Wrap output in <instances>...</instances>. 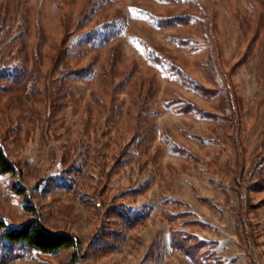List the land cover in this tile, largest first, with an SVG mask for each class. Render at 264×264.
Segmentation results:
<instances>
[{
  "label": "rangeland",
  "instance_id": "374dc122",
  "mask_svg": "<svg viewBox=\"0 0 264 264\" xmlns=\"http://www.w3.org/2000/svg\"><path fill=\"white\" fill-rule=\"evenodd\" d=\"M194 1L0 0V144L20 169L0 175V220L19 227L37 214L76 235V264H194L175 233L209 243L215 264H264V177L256 186L253 173L264 0ZM187 11L198 17L189 25H155ZM113 28L109 45L85 46ZM152 51L210 91L182 84ZM22 68L20 82L1 77ZM188 103L201 111H178ZM71 254L10 247L0 264H72Z\"/></svg>",
  "mask_w": 264,
  "mask_h": 264
},
{
  "label": "trees",
  "instance_id": "16d2710c",
  "mask_svg": "<svg viewBox=\"0 0 264 264\" xmlns=\"http://www.w3.org/2000/svg\"><path fill=\"white\" fill-rule=\"evenodd\" d=\"M192 6L198 5L194 0H190L189 2ZM198 19L195 14L187 11L180 16L175 17H160L155 18V25L161 29H172L176 27H182L184 25H189L193 22V20ZM117 30L109 29L106 33L99 36V34L95 35V33L91 36H88L85 39V46L90 49H102L103 47L112 43L116 37H118ZM182 45H188V40L181 41ZM149 60L155 65H161L164 67L172 76L177 77L182 84L187 87H192L196 91L200 93H208L210 89L201 86L196 80H193L188 77L187 73L173 60L168 56H160L155 53V51L149 52L148 54ZM23 68L16 69L12 74L2 75L1 77L4 80H10V78H14L13 81L20 82L23 79ZM89 67L83 70L72 72L71 74H75L78 77H85L91 73ZM19 78H21L19 80ZM3 88V87H2ZM215 91V90H213ZM230 91H232L230 87ZM221 92V91H220ZM231 97V94H230ZM181 113H188L191 111H201L199 106L193 105L191 103L186 104L183 108L178 110ZM206 114V112H203ZM207 115V114H206ZM257 164L256 171L253 173L258 176V181L254 182L256 186H259L260 180L264 177V143L262 150L258 156H256ZM20 173V169L18 164L12 162L3 145L0 144V175H15ZM263 174L262 176L260 175ZM251 180V179H250ZM239 181V180H238ZM239 187H243V182H238ZM248 204V209L253 210L258 207V205H254L250 202ZM245 203H242V208L237 214L238 220V233L242 237L249 238V232L247 233V211L245 210ZM31 212H33L34 208H29ZM34 213V212H33ZM175 218H179L176 216ZM172 234V246L175 249L183 250L188 253V256L193 260L194 264H215L213 261L214 252L208 248L209 243L206 241H202L199 238L193 239L190 234H183L182 237L178 233ZM195 238V237H194ZM193 241V244L192 242ZM0 247L1 254H3V250H9V248H19V250L36 252L38 254L44 256H55L59 255L63 252L72 251L71 254V262L72 264H76L80 257L82 242L81 240L74 234L67 232L54 233L47 229V227L43 224L41 218L36 214V218L29 220L27 223L23 224L19 227H10L4 220H0ZM215 258V257H214Z\"/></svg>",
  "mask_w": 264,
  "mask_h": 264
}]
</instances>
